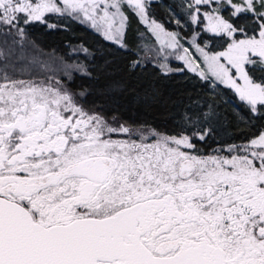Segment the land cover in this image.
<instances>
[{"label": "snow or ice", "instance_id": "snow-or-ice-1", "mask_svg": "<svg viewBox=\"0 0 264 264\" xmlns=\"http://www.w3.org/2000/svg\"><path fill=\"white\" fill-rule=\"evenodd\" d=\"M125 5L148 23V0H0V264H264V130L217 140L219 113L191 95L165 113L171 132L130 122L76 84L93 79L88 63L29 40L28 27L56 28L57 14L131 50ZM183 7L190 47L151 20L160 73L183 72L169 67L173 49L211 90H233L264 119V0ZM139 99L168 104L155 85Z\"/></svg>", "mask_w": 264, "mask_h": 264}, {"label": "trees", "instance_id": "trees-1", "mask_svg": "<svg viewBox=\"0 0 264 264\" xmlns=\"http://www.w3.org/2000/svg\"><path fill=\"white\" fill-rule=\"evenodd\" d=\"M163 2L170 6L169 0ZM148 3L149 16L163 23L168 31L179 32L182 38L191 37L195 26L190 24L187 14L180 11L175 2L170 6L175 13L163 6L159 0H150ZM124 11L129 18L126 41L131 50H118L81 21L57 14H50L48 22L57 24L58 27L48 28L43 24H34L27 28L29 40H35L46 53H54L56 57H63L69 63H88L93 79L77 77L76 84L90 86L94 95L89 99H95L103 107L122 114V118L130 122L147 120L161 131L167 129L171 132L173 125L170 120L165 122V113L179 112L182 107L180 98L183 97L186 104L188 95H191L194 99L202 98L196 99L197 104L212 103L219 113L222 131L217 140H223L226 144L242 143L246 137L264 130V119L250 116L243 102L238 100L231 89L223 85L211 90L208 84L186 71L173 72L165 77L160 73L159 67L150 62L129 72L130 61L138 60L140 53L144 51L147 53L143 46L144 40L153 49L157 47L156 40L135 14V10L125 5ZM176 20L180 21L179 25ZM207 35L203 34L205 38ZM81 46L87 47L89 51H78ZM210 47L218 50L216 45ZM153 85L162 90L164 100L168 101L167 106L150 107L139 99ZM238 116L246 118L239 121Z\"/></svg>", "mask_w": 264, "mask_h": 264}, {"label": "rangeland", "instance_id": "rangeland-1", "mask_svg": "<svg viewBox=\"0 0 264 264\" xmlns=\"http://www.w3.org/2000/svg\"><path fill=\"white\" fill-rule=\"evenodd\" d=\"M150 0H148L149 2ZM163 6H166V8H168L170 11H172L173 13H175L172 8L170 7L172 4H174V2L177 4V6L179 7V10L182 11L184 14H187L186 12V9L185 7H183V5L187 2V0H169V5H166L163 0H159ZM188 16V15H187ZM140 18V17H139ZM141 19V18H140ZM154 19L153 17L149 16V19H148V23H144L142 22L149 30V32L151 33V35L154 37V39L156 40V37L155 35L150 31V27H151V20ZM83 23V22H82ZM87 27L91 28L90 27V24L89 23H84ZM92 29V28H91ZM95 31V30H94ZM190 40H191V37H184L182 38L181 40V43L184 44L185 47H190ZM145 43H143V46H144V49H147V53H140L139 57H138V60L141 61V64H144V63H147V62H150V63H153L154 65H157L159 67V60L157 59L156 57V53L157 51L159 50V48L161 47V45L157 42L156 40V47L157 49H153L151 47V45H147V42L146 40H144ZM143 48V47H142ZM191 51L193 52L194 55H198V53L195 52V49H191ZM165 53H172L171 55L168 56V64H169V67L173 68V69H179V68H183L184 70L183 71H186V72H189L191 74H194L196 75L198 78L199 76L197 75V73H193L191 72L190 70H188L185 65H184V62L181 61V60H178L176 59V55L177 53L175 52V50L173 49H167L165 48ZM199 80H201L199 78ZM202 81V80H201ZM204 82V81H202ZM233 91V90H232ZM234 92V91H233ZM235 94V93H234ZM236 95V94H235ZM236 97L238 98V96L236 95ZM239 100V98H238ZM247 138V137H246Z\"/></svg>", "mask_w": 264, "mask_h": 264}]
</instances>
